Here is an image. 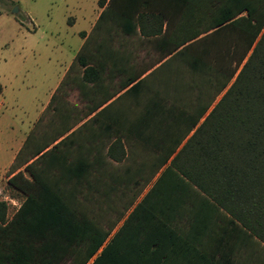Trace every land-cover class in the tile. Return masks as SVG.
Returning <instances> with one entry per match:
<instances>
[{"label": "trees", "instance_id": "16d2710c", "mask_svg": "<svg viewBox=\"0 0 264 264\" xmlns=\"http://www.w3.org/2000/svg\"><path fill=\"white\" fill-rule=\"evenodd\" d=\"M74 83L101 95L80 114ZM48 108L7 170L0 264H152L138 245L171 226L200 264H264V0H109Z\"/></svg>", "mask_w": 264, "mask_h": 264}, {"label": "rangeland", "instance_id": "374dc122", "mask_svg": "<svg viewBox=\"0 0 264 264\" xmlns=\"http://www.w3.org/2000/svg\"><path fill=\"white\" fill-rule=\"evenodd\" d=\"M94 4L95 0H0V85L2 110L8 116L0 121V139L5 143L15 142L30 125L31 131L41 115L49 117V108L40 110L74 59L81 41L77 31L88 28L85 20L79 19L74 27L69 21L92 13ZM78 85H66L58 99L80 114L101 96L85 97ZM8 159L9 154L0 172ZM8 176V171L0 174V200L8 202L10 216L23 196L8 184Z\"/></svg>", "mask_w": 264, "mask_h": 264}, {"label": "crops", "instance_id": "0c3cea01", "mask_svg": "<svg viewBox=\"0 0 264 264\" xmlns=\"http://www.w3.org/2000/svg\"><path fill=\"white\" fill-rule=\"evenodd\" d=\"M108 2H109V0H95L94 7L92 8L93 9L92 13H90L88 15L82 14L80 17H71V20L69 21L71 24V27L76 26L79 19L85 20L88 24V28H86L84 30L77 31V34L80 36L81 41H80V45H79L76 53L74 54V56L78 53V51H80L81 46H82L86 36L91 32L93 26L95 25V23L98 20L100 13L106 8V6L108 5ZM157 6H163V5H157ZM164 23H165V21H164ZM81 33H85L86 36L82 37ZM142 52H144V49L138 50L139 54ZM74 56H73V58H74ZM70 64H69V66H70ZM69 66L66 67L64 73L61 74L56 88L58 87L60 81L63 79L64 75L67 73ZM114 76H116V72H114V71L107 74V76L105 77V81H104L105 88L109 89L110 87H112V85H114L116 83V81L118 79H117V77L112 79ZM0 87H1V89H0V121H2L5 118H7L8 116L5 115V113H7V112L2 110L3 109L2 107L4 105L3 104V90H2L1 85H0ZM55 91H56V89H54L51 92V94L49 95L48 101L41 108L40 113L46 107V105L49 103L51 96L55 93ZM118 94H120V93H118ZM97 95H100V93H97ZM92 96H95V94L93 93ZM92 100H93V98H92ZM111 100L104 103L98 109L100 110V108H102L103 106L108 104ZM93 101H95V100H93ZM95 113H96V111L93 112L91 115H94ZM38 116H37V118H38ZM30 129H31V125L29 126L27 133L20 136L17 140H15V142L13 141L14 143L13 142L5 143L4 141H2L0 139V167H1V163H3L4 158L7 156V154H9V159L7 161V164L5 166H3L4 167L3 171H1L0 174L4 171H7L9 169V167L11 166V164L13 163V161L15 159L17 152L22 147ZM3 135L4 134L1 131L0 137ZM12 143H13V145H12ZM144 192H143V194H144ZM142 195L137 198V202L140 200ZM5 199H7V197H5ZM7 204H8V202H7ZM155 231L146 232L147 236H145V240L140 242L138 247L147 248L148 250H152V249L158 250V253H156V256L148 255L145 258H142V259H144V260H142V262L145 261V262L152 263V264H200V263L205 262V260H204L205 251H199V250H206L207 246H205V245L200 246L195 242H190V241L186 240V234L190 233L192 231L188 226H180L178 228L171 226L170 229L161 230V232H159V234H161V235H160V240L158 242L152 241L151 235L149 237V233L150 234L156 233ZM171 232H176L177 234H180V236L168 235ZM130 259H132V261L134 262L135 257L131 256Z\"/></svg>", "mask_w": 264, "mask_h": 264}]
</instances>
